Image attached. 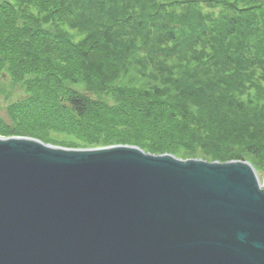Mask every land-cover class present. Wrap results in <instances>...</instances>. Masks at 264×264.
<instances>
[{
	"label": "trees",
	"instance_id": "16d2710c",
	"mask_svg": "<svg viewBox=\"0 0 264 264\" xmlns=\"http://www.w3.org/2000/svg\"><path fill=\"white\" fill-rule=\"evenodd\" d=\"M0 79L24 93L1 136L198 153L264 177V0H0Z\"/></svg>",
	"mask_w": 264,
	"mask_h": 264
},
{
	"label": "water",
	"instance_id": "95a60500",
	"mask_svg": "<svg viewBox=\"0 0 264 264\" xmlns=\"http://www.w3.org/2000/svg\"><path fill=\"white\" fill-rule=\"evenodd\" d=\"M0 264H264L248 161L0 137Z\"/></svg>",
	"mask_w": 264,
	"mask_h": 264
},
{
	"label": "rangeland",
	"instance_id": "374dc122",
	"mask_svg": "<svg viewBox=\"0 0 264 264\" xmlns=\"http://www.w3.org/2000/svg\"><path fill=\"white\" fill-rule=\"evenodd\" d=\"M201 7L206 11V12H212L217 14L219 7L216 6L214 8H207L205 6V4H201ZM147 72H149V70H147ZM134 75V68L129 72L128 76H132ZM22 95H24V93L22 92H17L15 88L11 87L10 82L8 79H0V117L6 121L9 122V119L7 117V113H6V108L7 106L11 103L14 102L17 98L23 97ZM0 137H4L1 136ZM13 137V136H11ZM17 137V136H14ZM49 139H50V145L53 146H59V147H64V148H75V149H88V148H92V146L89 145H77L74 144L72 142L78 143L73 136H69V135H64L62 133H54V132H50L49 134ZM45 143V142H44ZM55 143V144H54ZM66 145V146H65ZM73 145V146H70ZM94 148H98V147H94ZM148 153V152H146ZM157 155V154H156ZM175 156V155H174ZM179 159H202L200 157H198V153L195 157L193 156H185V157H181V156H175ZM204 160V159H202ZM207 161V160H205ZM259 177V176H258ZM260 182L262 183V181L264 182V177H260L259 178ZM262 180V181H261Z\"/></svg>",
	"mask_w": 264,
	"mask_h": 264
}]
</instances>
